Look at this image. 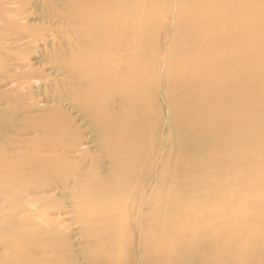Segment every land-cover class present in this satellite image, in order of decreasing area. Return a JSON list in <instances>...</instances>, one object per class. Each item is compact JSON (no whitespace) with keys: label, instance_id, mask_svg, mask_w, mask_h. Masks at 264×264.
<instances>
[{"label":"bare ground","instance_id":"1","mask_svg":"<svg viewBox=\"0 0 264 264\" xmlns=\"http://www.w3.org/2000/svg\"><path fill=\"white\" fill-rule=\"evenodd\" d=\"M175 1L0 0V264H264V29Z\"/></svg>","mask_w":264,"mask_h":264},{"label":"rangeland","instance_id":"2","mask_svg":"<svg viewBox=\"0 0 264 264\" xmlns=\"http://www.w3.org/2000/svg\"><path fill=\"white\" fill-rule=\"evenodd\" d=\"M161 0H156V2H159ZM237 0H228L229 4H235ZM247 2V0H246ZM176 1L174 0V6H175ZM200 7L202 10H204L208 5L213 6L214 7V3L215 2H211V1H207V0H201L200 2ZM250 4V5H249ZM240 11H242V15H240L242 20H239V22L241 23V25H244L246 23H250V25H255L257 26L259 29H264V0H248L247 5L245 8H240ZM162 9L157 13V11H155V17L159 14L161 15ZM162 16V15H161ZM217 22L216 19H213V21L211 22V24H215ZM159 30V28H158ZM158 33L163 34L162 36H164V30H160ZM232 34H236V31H232ZM253 40H255V42H258L262 45H264V33L262 35H260L259 37H256L255 34V30L252 32V35H250V39L249 41L252 42ZM262 48H255L253 50H249L248 53L245 54V57L247 58H241V61L243 59H245V61L247 59H252V58H256L259 53L262 51ZM221 53L223 52V50L220 48L219 50ZM32 58V57H30ZM264 67V65H263ZM2 108V107H0ZM261 133L264 134V129L261 130ZM264 155H258L254 152H252V161H257L259 159L264 158ZM179 159L178 157H176L173 154L172 157V164L176 165L178 163ZM256 179L259 180V177H261V179L264 180V166L262 168H260V171L256 174ZM249 193H250V197L253 198H257V199H251L250 202V206H261V204H264V183H260L259 185H252L249 188ZM260 201V202H259ZM256 220H264V211L261 214H257L255 216ZM241 219L237 220L236 223L237 224H241ZM246 223V222H245ZM246 226H248V223L245 224ZM261 234H264V229L260 230L259 232H257L255 234V237H259Z\"/></svg>","mask_w":264,"mask_h":264}]
</instances>
